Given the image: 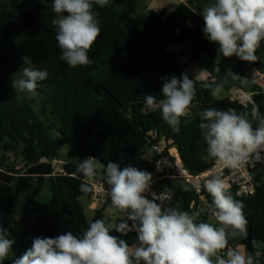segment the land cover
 <instances>
[{
    "label": "trees",
    "instance_id": "obj_1",
    "mask_svg": "<svg viewBox=\"0 0 264 264\" xmlns=\"http://www.w3.org/2000/svg\"><path fill=\"white\" fill-rule=\"evenodd\" d=\"M139 1L109 0L103 7L94 5L101 32L88 53L92 63L71 68L60 59L57 28L52 23L59 17L52 9L53 0H0V227L14 240L12 252L2 264H12L22 256L34 238H55L67 231L79 236L89 222L104 219L106 205L96 210L91 221L87 218L81 199L91 198L95 189L89 183L90 192L80 191L83 177L77 173V156L97 159L106 189L103 167L108 162L123 170L140 160L153 177L152 166L143 156L153 150L154 135L164 138L168 148L176 147L186 168L198 174L213 163L199 128L200 113L208 108L235 109L249 113L252 119L251 109L212 94L217 85L223 89L226 82L236 79L198 81L188 70L210 42L203 33L202 16L208 2L188 0L166 16L165 12L139 11ZM177 44L191 49L176 55L170 48ZM263 54L264 42L255 52L258 59ZM182 57L189 60L182 63ZM232 58L239 69L253 63L264 70L258 59ZM17 62L49 73L35 93L13 88L9 67ZM185 72L194 79V117L181 118L176 132L158 110L146 112L144 96L160 98L161 78H180ZM255 100L264 116V96ZM252 123L255 127L257 122ZM91 140L94 147L89 146ZM11 155L22 162L10 165ZM63 159V172L55 173L51 161ZM256 180L259 185L251 196L239 197L234 188L229 189L243 204L247 235L230 239L228 244L244 246L247 254L260 252L259 264H264L263 176L256 175ZM161 190L174 199V208L197 216L200 199L194 192L183 190L175 181L167 182ZM203 193L207 207L205 214H199L200 222H208L212 197L206 189ZM111 234L129 245L138 240L134 231L126 236L115 230Z\"/></svg>",
    "mask_w": 264,
    "mask_h": 264
},
{
    "label": "clouds",
    "instance_id": "obj_2",
    "mask_svg": "<svg viewBox=\"0 0 264 264\" xmlns=\"http://www.w3.org/2000/svg\"><path fill=\"white\" fill-rule=\"evenodd\" d=\"M109 0H53L52 9L58 15L55 39L62 52L61 60L71 68L92 63L89 51L98 39L101 28L94 5L100 7ZM203 33L218 45L225 58L238 57L255 62L256 50L264 42V0H215L202 11ZM218 70V69H217ZM22 78L12 80L14 89L35 93L38 83L48 78L46 70L23 67ZM228 76H239L228 71ZM162 96H144V107L149 112L159 111L163 120L179 132L182 117L190 114L195 98L194 79L182 73L162 77ZM222 86L212 89L218 95ZM235 109L208 108L200 113L199 128L207 145L209 157L229 168L244 164L255 167L264 163V116L256 108L250 113ZM256 126L253 127L252 121ZM98 161L94 157L80 160L77 173L83 177L80 191H91L89 181L97 175ZM103 180L108 185V196L113 213H123L116 221L97 219L89 222L77 236L71 231L55 238L37 237L32 246L12 264H259L260 252L245 254L228 248L230 239L246 237L247 220L243 204L233 198L219 175L207 179L204 188L212 197L209 211L216 224L197 222L187 211L165 207L170 200L167 190L147 198L153 177L150 172L131 165L120 170L116 163L103 167ZM157 201H160L157 203ZM131 222V226H129ZM121 236L135 232L138 240L131 245L111 234ZM0 227V264L12 252L13 239Z\"/></svg>",
    "mask_w": 264,
    "mask_h": 264
},
{
    "label": "built area",
    "instance_id": "obj_3",
    "mask_svg": "<svg viewBox=\"0 0 264 264\" xmlns=\"http://www.w3.org/2000/svg\"><path fill=\"white\" fill-rule=\"evenodd\" d=\"M238 76L239 78L236 79L233 85L227 90L226 97L229 98L230 101L235 102L246 109L252 110L253 108H256L258 110L255 97L264 96V70L255 66L253 63H249L241 69ZM247 83H251L256 88V91H246L244 86ZM218 95L221 96V92ZM146 112L152 113L147 109ZM192 114L193 109L190 107L189 116L182 118H189ZM151 141L156 144L153 147L155 156L151 163L153 182L149 192L146 194L149 199L152 198V193H155L156 195L163 193L161 188L164 187L167 182H179V184L186 186L187 190L194 192L198 196L200 199L198 214H205L207 201L203 193L205 190L204 184L206 180L213 175H219L228 186V189L234 188L239 197L251 196L256 193L257 186L259 185L256 180V171L259 169V166L262 168L261 163L256 164L255 167L249 164H244L236 168H229L212 158L213 163L207 170L194 174L186 168L176 147L168 148L167 142L164 138L159 139L154 135L151 137ZM51 163L55 173L60 174L63 172L60 164L64 165V163L61 160H53ZM89 183L93 185L91 180ZM98 184L103 185L101 181H98ZM167 195L171 197L170 194ZM159 202L160 201H157V203ZM174 205L175 201L172 197L170 200L164 201L165 207H174ZM227 247L229 248L230 245L228 244Z\"/></svg>",
    "mask_w": 264,
    "mask_h": 264
},
{
    "label": "rangeland",
    "instance_id": "obj_4",
    "mask_svg": "<svg viewBox=\"0 0 264 264\" xmlns=\"http://www.w3.org/2000/svg\"><path fill=\"white\" fill-rule=\"evenodd\" d=\"M186 46H187V48L191 49L190 46H188V45H186ZM258 62H260V64H262V66L264 67V54L259 57ZM23 67H30V66L26 62H17L15 64L11 65L9 67V70H10V72L13 73L14 78L19 79V78H22L21 69ZM229 70H231L232 73H237V74H239L241 72V69L236 67V65L233 61V58L232 57L231 58L223 57L218 52V49L211 42H207V44L204 46L203 52L199 56V60H198L197 64L191 67L192 73H194L197 77H199V78H201L207 82H212V83L225 80L228 76ZM233 83L234 82H232V81L226 82L225 87L221 91L222 95L218 96V97H220V98L226 97L227 96V90L233 85ZM236 83H238V82H236ZM244 89L248 92H255L256 91V88L251 83L245 84ZM193 117H194V110H193V114L189 117V119H192ZM0 154H1V150H0ZM83 159H85V158L77 156L75 158V163L78 165L80 160H83ZM21 160H22L21 158L16 157L15 155H11L9 164L15 165V164H18ZM144 160H147V159H144ZM61 161L64 163V159ZM60 165H62V164H60ZM100 167L101 166L98 165L97 175L91 179V182L95 186V194H108V189H106L103 185L101 187V185L98 184V178L97 177H98V172L101 171ZM133 167H136L139 170L145 171L144 165L140 160L137 161L133 165ZM256 174L263 176V183H264V170L260 166H259V169L256 171ZM177 184H179V182H177ZM179 185L182 187L183 190H187L186 186H183L181 184H179ZM105 205H108V207L110 206V199L105 202ZM202 208H203V206H202ZM204 212H205V210H204ZM87 214H88V216H90V218H91L90 220H92L93 217H92V214H91L89 208H87ZM117 215L124 216L123 213H119ZM197 215H198L197 216V222H200L201 216L199 214H197ZM213 224H216V223L214 222Z\"/></svg>",
    "mask_w": 264,
    "mask_h": 264
},
{
    "label": "crops",
    "instance_id": "obj_5",
    "mask_svg": "<svg viewBox=\"0 0 264 264\" xmlns=\"http://www.w3.org/2000/svg\"><path fill=\"white\" fill-rule=\"evenodd\" d=\"M204 2L205 3L208 2V4L206 3V5L204 6V8H205L206 6H211L212 4H214L215 0H204ZM187 3H188V0H140L138 9H139V11H144V12H148L149 10H154L158 14L165 12L166 16H169L174 11H176L181 5H186ZM170 51L176 55H182V54L189 52L190 49L187 48V46L185 44H177L174 47H171ZM188 60H189V58L182 57L180 61L182 63H185ZM196 64L191 65L188 68V70L198 81H205V80L197 77L194 73H192L191 67L196 65ZM94 144H95L94 140H91L89 142L90 147H94ZM154 156H155L154 150L147 151L146 154L143 156V160L147 159L144 161H146L147 164L151 165ZM63 166L64 165H61L62 170H63ZM144 169L146 170V166H144ZM100 174H101V171L98 172V177H97L98 181H99ZM101 187H102V185H101ZM109 199H110V197L108 196V194H93V196L91 198H82L81 199V202L83 203V205L85 207L86 215H87V218L89 221H91L90 220L91 218L87 214V208H89V210L92 214V217H94L96 210L103 208L105 206V202L108 201ZM106 206H107V209L105 211V216L103 219L106 221V223L112 221L113 218H116V220H117L118 218L123 217V216L117 215L116 213H113L110 206L109 207H108V205H106ZM214 222L217 223L215 220V217L211 214L209 217L208 223L213 224ZM229 248L236 249V250H239V251L247 254L245 247L242 245H230Z\"/></svg>",
    "mask_w": 264,
    "mask_h": 264
},
{
    "label": "water",
    "instance_id": "obj_6",
    "mask_svg": "<svg viewBox=\"0 0 264 264\" xmlns=\"http://www.w3.org/2000/svg\"><path fill=\"white\" fill-rule=\"evenodd\" d=\"M101 180H102V176L99 177V181H101Z\"/></svg>",
    "mask_w": 264,
    "mask_h": 264
}]
</instances>
